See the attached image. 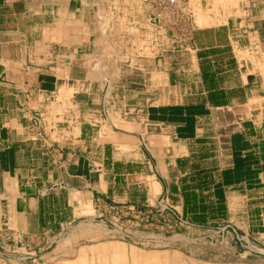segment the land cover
<instances>
[{
  "label": "crops",
  "instance_id": "obj_1",
  "mask_svg": "<svg viewBox=\"0 0 264 264\" xmlns=\"http://www.w3.org/2000/svg\"><path fill=\"white\" fill-rule=\"evenodd\" d=\"M190 4L175 41L141 0H0V264H137L106 203L264 264V0Z\"/></svg>",
  "mask_w": 264,
  "mask_h": 264
},
{
  "label": "rangeland",
  "instance_id": "obj_2",
  "mask_svg": "<svg viewBox=\"0 0 264 264\" xmlns=\"http://www.w3.org/2000/svg\"><path fill=\"white\" fill-rule=\"evenodd\" d=\"M199 24L202 25V22L199 21ZM112 213V211H107L106 214L108 215ZM122 219L123 221H121V223L119 222L118 225L116 224L117 226L112 224L111 235L115 238L130 242L138 247L140 253L138 254L139 257L137 264H184L185 261L179 258L178 251L187 252V254L190 256L192 253L197 252L202 257V261H200L201 264H207V262L213 261L210 258L215 255L216 248L214 245L209 243L211 235L208 231L201 233L206 242L195 244L192 241H187L188 238L194 235V231H190L188 228H179L176 225L172 227H167L165 225L157 227L133 226L131 221H128V218L125 217ZM121 224L122 228L119 227ZM155 224L159 225L160 222L157 220L155 221ZM124 233H126V235ZM178 233L185 235L186 240L184 241L183 239L179 238L177 235ZM218 247L219 253L224 258L228 255H230L232 258V248L226 246L220 248L219 245ZM239 248H241V246L237 247V250H239ZM252 257L255 258V256L251 255L250 260L253 263H258L257 259H253ZM236 259L238 258L234 255L233 260ZM187 261L188 262L186 264H195L193 260Z\"/></svg>",
  "mask_w": 264,
  "mask_h": 264
},
{
  "label": "built area",
  "instance_id": "obj_3",
  "mask_svg": "<svg viewBox=\"0 0 264 264\" xmlns=\"http://www.w3.org/2000/svg\"><path fill=\"white\" fill-rule=\"evenodd\" d=\"M148 12L150 23L159 29L168 30L175 41L188 39L197 25L195 13L191 7L190 0H142ZM107 209L117 210L122 217L128 218L133 226H167L182 225L177 222V216L172 207L164 204L156 208L123 206L116 207L106 203ZM174 222H172V219ZM160 224H155V221ZM126 235V233H124Z\"/></svg>",
  "mask_w": 264,
  "mask_h": 264
}]
</instances>
